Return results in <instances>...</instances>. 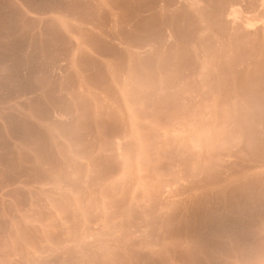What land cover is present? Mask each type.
Wrapping results in <instances>:
<instances>
[{
  "label": "rangeland",
  "instance_id": "374dc122",
  "mask_svg": "<svg viewBox=\"0 0 264 264\" xmlns=\"http://www.w3.org/2000/svg\"><path fill=\"white\" fill-rule=\"evenodd\" d=\"M0 264H264V0H0Z\"/></svg>",
  "mask_w": 264,
  "mask_h": 264
}]
</instances>
